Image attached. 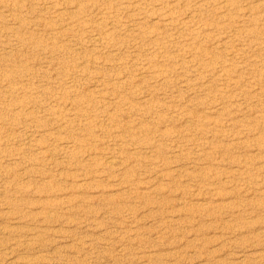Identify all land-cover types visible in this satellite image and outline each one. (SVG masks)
Listing matches in <instances>:
<instances>
[{
  "label": "rangeland",
  "instance_id": "rangeland-1",
  "mask_svg": "<svg viewBox=\"0 0 264 264\" xmlns=\"http://www.w3.org/2000/svg\"><path fill=\"white\" fill-rule=\"evenodd\" d=\"M0 264H264V0H0Z\"/></svg>",
  "mask_w": 264,
  "mask_h": 264
}]
</instances>
